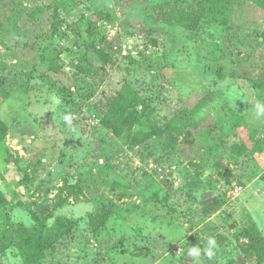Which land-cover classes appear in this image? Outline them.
<instances>
[{
  "label": "rangeland",
  "instance_id": "1",
  "mask_svg": "<svg viewBox=\"0 0 264 264\" xmlns=\"http://www.w3.org/2000/svg\"><path fill=\"white\" fill-rule=\"evenodd\" d=\"M263 5L0 0V264H264Z\"/></svg>",
  "mask_w": 264,
  "mask_h": 264
},
{
  "label": "clouds",
  "instance_id": "2",
  "mask_svg": "<svg viewBox=\"0 0 264 264\" xmlns=\"http://www.w3.org/2000/svg\"><path fill=\"white\" fill-rule=\"evenodd\" d=\"M259 107V106H258ZM65 120L69 121L71 120L70 116H65ZM207 248L204 249V252L206 253L207 257L211 259L215 255V249L217 247V242L215 238L209 237L207 241ZM188 255L191 256L194 260L198 259L201 255V249L197 245H193L189 250H188Z\"/></svg>",
  "mask_w": 264,
  "mask_h": 264
},
{
  "label": "trees",
  "instance_id": "3",
  "mask_svg": "<svg viewBox=\"0 0 264 264\" xmlns=\"http://www.w3.org/2000/svg\"><path fill=\"white\" fill-rule=\"evenodd\" d=\"M264 1V0H263ZM264 6V5H263ZM255 87V89H256V91H257V93L259 94V96H261L262 95V93H261V91H260V88L259 87H257V86H254ZM1 200V199H0ZM255 256L257 257V259H259L260 260V257L255 253Z\"/></svg>",
  "mask_w": 264,
  "mask_h": 264
}]
</instances>
